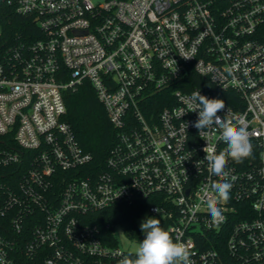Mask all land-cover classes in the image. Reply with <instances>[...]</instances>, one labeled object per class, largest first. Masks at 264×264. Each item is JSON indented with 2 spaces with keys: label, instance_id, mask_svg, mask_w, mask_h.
Wrapping results in <instances>:
<instances>
[{
  "label": "built area",
  "instance_id": "built-area-1",
  "mask_svg": "<svg viewBox=\"0 0 264 264\" xmlns=\"http://www.w3.org/2000/svg\"><path fill=\"white\" fill-rule=\"evenodd\" d=\"M86 83L116 136L100 168L65 121ZM196 91L249 133L228 177L204 160L226 144L192 126ZM221 180L213 223L203 201ZM144 203L137 220L159 219L193 264H264V0H0V264L134 258L131 230L94 219Z\"/></svg>",
  "mask_w": 264,
  "mask_h": 264
},
{
  "label": "clouds",
  "instance_id": "clouds-1",
  "mask_svg": "<svg viewBox=\"0 0 264 264\" xmlns=\"http://www.w3.org/2000/svg\"><path fill=\"white\" fill-rule=\"evenodd\" d=\"M188 59V58H185ZM189 107L192 112L198 111L197 120L193 123L199 135L205 129L218 125L222 129L219 139L226 144V148L219 153L206 146L204 160L208 163V170L217 177H228V160L241 163L252 155L253 146L250 142L249 133L240 122L224 121L218 113L226 108L225 101L219 98H208L201 95L200 91L193 92L190 97ZM183 113L182 115H184ZM233 185L225 180L211 184L214 193L203 201L207 206L213 223L222 222L225 217L218 205L230 199V190ZM157 213L159 209H154ZM144 239L139 241L134 258L132 255H124L118 264H193L191 252L184 243L174 242L169 232L161 227L160 220L148 217L140 225Z\"/></svg>",
  "mask_w": 264,
  "mask_h": 264
},
{
  "label": "trees",
  "instance_id": "trees-1",
  "mask_svg": "<svg viewBox=\"0 0 264 264\" xmlns=\"http://www.w3.org/2000/svg\"><path fill=\"white\" fill-rule=\"evenodd\" d=\"M95 93L87 83L76 91L68 92L65 95L68 108L65 121L73 128L82 147L93 155L92 165L100 168L104 165L116 136L105 109ZM144 204L143 206L141 204H118L97 213L94 219L95 223L103 230L107 222L112 225H122L128 230L134 225L145 207L149 205Z\"/></svg>",
  "mask_w": 264,
  "mask_h": 264
},
{
  "label": "rangeland",
  "instance_id": "rangeland-1",
  "mask_svg": "<svg viewBox=\"0 0 264 264\" xmlns=\"http://www.w3.org/2000/svg\"><path fill=\"white\" fill-rule=\"evenodd\" d=\"M147 218L146 215H143L140 219L136 220L134 225L129 227V230H131V232H133V236L134 238L132 239H128L124 236L123 233H121L120 230H118V234H119V238L121 239L120 242V246L124 249L130 250L132 252H135V249L139 243V241H142L144 239V234L141 231L140 225L142 223V221H144ZM139 230L138 233H140L139 237L138 235H136L137 231Z\"/></svg>",
  "mask_w": 264,
  "mask_h": 264
}]
</instances>
